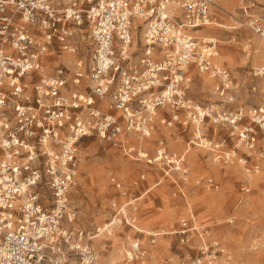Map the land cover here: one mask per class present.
I'll return each mask as SVG.
<instances>
[{
	"label": "built area",
	"instance_id": "1",
	"mask_svg": "<svg viewBox=\"0 0 264 264\" xmlns=\"http://www.w3.org/2000/svg\"><path fill=\"white\" fill-rule=\"evenodd\" d=\"M213 1L182 0L173 10L172 0H0V264H101L94 241L116 227L134 228L137 197L114 203L111 217L93 231L76 224L71 190L82 139L96 137L185 184L184 153L171 152L163 138L152 152L141 145L156 129V112L171 110L159 120L168 129L178 124L201 132L207 121L238 129L243 109L203 105L188 95L194 72L217 81L223 102L234 99L227 94L230 72L215 63L218 41L199 34ZM255 3L260 11L247 14L243 26L264 40V0ZM255 75L264 77V68ZM248 115L264 135V111ZM240 131L241 144L251 149L254 130ZM214 147L218 161L236 156ZM205 184L211 188L213 180ZM174 234L186 248L198 239L187 264H221L220 242L193 217L181 218ZM148 236L151 244L158 237ZM145 254L139 240L124 247L127 263Z\"/></svg>",
	"mask_w": 264,
	"mask_h": 264
},
{
	"label": "rangeland",
	"instance_id": "2",
	"mask_svg": "<svg viewBox=\"0 0 264 264\" xmlns=\"http://www.w3.org/2000/svg\"><path fill=\"white\" fill-rule=\"evenodd\" d=\"M259 11L255 0H214L210 8L209 20L222 23L224 28L210 26L205 33L218 41L219 62L230 72L234 102H222L214 93V79L207 75L205 83L193 76L188 89L189 97L197 103L233 111L243 109L245 117L237 130L227 124L207 121L201 132L207 143L202 144L195 139V132L191 135V130L179 137L175 127L168 129L160 125L161 116L168 118L172 112L169 108L157 111L155 132L167 139L170 151L189 149L185 156L190 170L185 186L186 200L181 201L177 196L174 178L163 179L162 173L145 161L126 155L96 137L84 138L79 143L78 174L71 200L78 212L76 224L86 231L102 226L113 214L114 203L125 202L135 192H142L161 181L137 202L136 222L141 233L121 226L114 229L112 236H100L94 241L101 264H109L110 255L119 257L118 264H124L123 248L134 237L139 239L145 252L155 247L159 251V256L151 258L152 253L148 250L136 264H187L189 257L195 255L198 239L194 238L189 244V251L179 243L174 231L191 208L196 221L207 226L210 236L220 242L224 254L221 264H264V135L248 115L250 109L264 111V77L255 76L256 70L264 67V61L254 62L255 51L264 41L243 26L247 14ZM134 36L139 55L141 30L138 29ZM182 120L186 118L182 117ZM244 127L254 130L250 135L251 149L243 144L238 146L239 131ZM189 140L195 141L190 147L187 145ZM143 143L147 144L149 140ZM216 144H222L223 151L234 149L235 158L229 163L218 161L214 155ZM255 168H258L257 172ZM141 174L145 175L144 181L140 180ZM206 179L213 180V188L205 184ZM116 183L122 185L120 191H126V196H121ZM148 234L158 235L154 244L150 243Z\"/></svg>",
	"mask_w": 264,
	"mask_h": 264
},
{
	"label": "crops",
	"instance_id": "3",
	"mask_svg": "<svg viewBox=\"0 0 264 264\" xmlns=\"http://www.w3.org/2000/svg\"><path fill=\"white\" fill-rule=\"evenodd\" d=\"M207 27H204L203 29H201L200 30V35L201 36H207V37H209L210 35H208L207 33H205V29H206ZM205 33V34H204ZM219 64V63H218ZM221 65V64H220ZM262 68V67H261ZM197 74L198 73H194L193 72V76H197ZM204 75H207V74H204ZM208 76V75H207ZM256 76V75H255ZM208 78H209V76H208ZM211 79H214V78H211ZM230 79H231V86H230V90L228 91V95L229 96H233V101L232 102H234V100H235V93H234V88H233V84H232V78H231V75H230ZM216 84H217V81L214 79L213 80V90H214V88H215V86H216ZM214 93L217 95V93L215 92V90H214ZM218 96V95H217ZM218 98L222 101L223 99L222 98H220L219 96H218ZM223 102V101H222ZM232 102H229V103H232ZM225 103V102H224ZM172 114V113H171ZM159 115H160V113H159ZM171 116V115H170ZM169 116V117H170ZM164 116H161V118H163ZM168 117V118H169ZM160 120V119H159ZM173 127H175V132H178V136L179 137H183L184 135H182L185 131H187V130H191L192 132H190V133H192L191 135H193V132H194V128L192 127V126H182V125H178V124H176L175 126H173ZM155 131H157V123H156V129H155ZM153 132L152 133V137H151V139H150V141H149V143H147V144H144L143 142H142V146L144 147V149L145 150H147L148 152H150V151H152L153 149H154V147H155V141L156 140H158L159 138H163L166 142H167V145H168V141H167V139L165 138V137H163L162 135H161V133L159 134V132ZM201 132H203V130H201ZM157 134V135H156ZM156 136H158L157 138H155ZM170 136V135H169ZM178 137V138H179ZM132 139H135V138H132ZM171 139H172V137H171ZM130 143L132 144V145H134V146H138V144H139V142L135 139V141H132V140H130ZM190 144H192V140H189L188 142H187V145L189 146ZM190 147V146H189ZM168 148H169V145H168ZM170 150V149H169ZM187 150H189L188 148H186V150H184V151H182V152H177V153H184L185 154V156H186V153L188 152ZM154 167V166H153ZM157 171H160L161 173H162V178L163 179H171L170 177H168V176H166V175H164V172H163V170H161L160 168H156V167H154ZM142 175V174H141ZM145 176V175H144ZM141 180V179H140ZM145 180V179H144ZM144 180H141V181H144ZM173 182V184L175 185V188H176V190H177V196L179 197V199L181 200V201H184V200H186V195H188V191H187V189L185 188V186H187L188 185V183H185V184H179V183H176V182H174V181H172ZM161 183V181L160 180H158L157 182H155L154 183V185H153V187H151V188H148V189H145L144 191H142V192H135L133 195H132V198L133 197H137L138 198V201L143 197V196H145L148 192H150L155 186H157V185H159ZM214 183V182H213ZM214 185V184H213ZM213 188V187H212ZM120 192V191H119ZM145 193V194H144ZM121 194V193H120ZM135 195V196H134ZM176 195V194H175ZM122 196V195H121ZM128 200H130V199H128ZM123 203V202H122ZM189 208V207H188ZM188 214V215H187ZM187 216L186 217H188V218H190V217H193L195 220H196V218H195V214L193 213V211H192V208L191 209H189L188 211H187ZM111 217V216H110ZM135 217H136V219H137V212H136V214H135ZM109 219V218H108ZM121 227V226H120ZM123 227H128V228H131V227H129V226H123ZM117 228H119V227H117ZM116 229V228H115ZM132 229H134V231L136 232V233H141V231L140 230H138V228H137V222H136V224H135V226H134V228H132ZM149 235V234H148ZM216 238V237H215ZM133 240H139L137 237L135 238H133L131 241H133ZM149 240H150V238H149ZM196 242V241H195ZM141 245V244H140ZM125 247H127V246H125ZM141 248H142V246H141ZM156 248V247H155ZM155 248H153V250H150V248H148V250L149 251H151V256H149V257H151V258H153V257H155V256H159V251L157 250V249H155ZM143 250H145L144 248H142ZM147 250V251H148ZM187 250H189V251H191V248H187ZM147 251H146V253H147ZM186 254H188V252L186 253ZM195 255H196V251H195ZM224 255V254H223ZM124 263H126V264H136L137 262H139V261H135V262H133V263H127V262H125V260H124V248H123V260H122Z\"/></svg>",
	"mask_w": 264,
	"mask_h": 264
},
{
	"label": "bare ground",
	"instance_id": "4",
	"mask_svg": "<svg viewBox=\"0 0 264 264\" xmlns=\"http://www.w3.org/2000/svg\"><path fill=\"white\" fill-rule=\"evenodd\" d=\"M213 3H214V1H213ZM172 5V9L173 10H177L178 9V7H179V5L181 4V0H172V3H171ZM220 5V4H219ZM217 6V5H216ZM210 26H214V28L216 27V28H224V25L222 24V23H219V22H216V21H210L209 20V22L207 23V26L206 27H210ZM203 29V28H202ZM135 34V33H134ZM199 34H200V31H199ZM202 37H207V36H202ZM133 38H134V41H133V46L134 47H136V40H135V36H133ZM216 39V38H215ZM262 41H264V40H262ZM219 54V53H218ZM218 56L219 55H217V57L215 58V63H219V65H220V62H219V58H218ZM260 61H264V44H260V46L258 47V49L255 51V56H254V62H260ZM261 67H259L258 69H260ZM262 68H264V67H262ZM208 75V74H207ZM206 75H204V74H197V76L196 77H198L199 78V81L201 82V83H205V82H207L206 80H205V77ZM209 76V79L210 78H212L210 75H208ZM198 81V80H197ZM198 85V84H197ZM199 86V85H198ZM199 88H201V87H199ZM156 116H158L157 115V112H156ZM248 129V128H247ZM240 133H241V131H239ZM240 136V135H239ZM194 137L195 138H197V139H200V142L203 144V142H206L207 140L205 139V138H202V135H201V132H195L194 133ZM133 141H135V139L133 140ZM193 143H195V141L193 140L192 141ZM207 143V142H206ZM142 144V143H141ZM198 144H199V142H198ZM209 144V143H208ZM143 145V144H142ZM238 146H241V140H239V143H238ZM78 174V173H77ZM76 177H77V175H76ZM161 234H164V231H161ZM152 250H153V248H151ZM119 252V251H118ZM117 253V252H116ZM119 258V257H118ZM118 258H117V256H115V255H110L109 256V260H108V262H109V264H118L119 263V260H118ZM124 264H126V263H124Z\"/></svg>",
	"mask_w": 264,
	"mask_h": 264
}]
</instances>
